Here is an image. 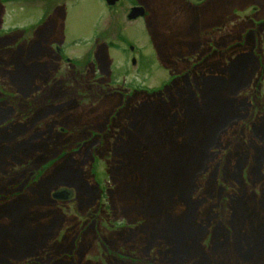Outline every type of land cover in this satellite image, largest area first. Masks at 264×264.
Instances as JSON below:
<instances>
[{
  "label": "rangeland",
  "instance_id": "rangeland-1",
  "mask_svg": "<svg viewBox=\"0 0 264 264\" xmlns=\"http://www.w3.org/2000/svg\"><path fill=\"white\" fill-rule=\"evenodd\" d=\"M195 4L0 0V264H264V0Z\"/></svg>",
  "mask_w": 264,
  "mask_h": 264
},
{
  "label": "water",
  "instance_id": "water-1",
  "mask_svg": "<svg viewBox=\"0 0 264 264\" xmlns=\"http://www.w3.org/2000/svg\"><path fill=\"white\" fill-rule=\"evenodd\" d=\"M119 0H108L107 3L110 7H113ZM197 1H202V0H197ZM144 10L141 8H135L131 11V14L129 15V20H137L138 18H141L144 16ZM53 198L56 200H61V201H66L69 198V195L67 192L62 191V192H57L53 195Z\"/></svg>",
  "mask_w": 264,
  "mask_h": 264
},
{
  "label": "flooded vegetation",
  "instance_id": "flooded-vegetation-1",
  "mask_svg": "<svg viewBox=\"0 0 264 264\" xmlns=\"http://www.w3.org/2000/svg\"><path fill=\"white\" fill-rule=\"evenodd\" d=\"M106 1V0H105ZM204 3H202L201 5H197V4H195L194 6H191V7H193V8H198V6H202ZM138 5L139 6H142V7H144L142 4H140V3H138ZM145 8V7H144ZM188 8H190V7H188ZM191 9V8H190ZM145 10H146V14H148V10L145 8ZM148 15H146V17H147ZM145 17V18H146ZM147 19V18H146ZM62 44L61 43H59V42H56V41H53V42H51L50 43V48H51V50L58 56V57H60L61 59L62 58H66L65 56H64V52H63V48H62ZM194 65H191V67H193ZM189 71V70H188ZM175 78H179V75H177V76H175ZM93 79H95V77L93 78ZM135 92H138V93H144V91H135Z\"/></svg>",
  "mask_w": 264,
  "mask_h": 264
}]
</instances>
